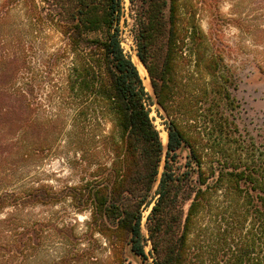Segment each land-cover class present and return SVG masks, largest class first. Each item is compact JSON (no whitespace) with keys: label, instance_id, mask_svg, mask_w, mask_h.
<instances>
[{"label":"trees","instance_id":"1","mask_svg":"<svg viewBox=\"0 0 264 264\" xmlns=\"http://www.w3.org/2000/svg\"><path fill=\"white\" fill-rule=\"evenodd\" d=\"M222 18L211 13L204 31L192 0L0 1V216L11 210L0 218V264H129L128 255L264 264V135L238 122V77L217 43ZM228 22L264 48V2ZM126 28L153 98L122 46ZM50 32L61 45L39 56ZM62 142L78 164L108 161L87 162L88 178L59 191L2 186L7 160L45 157ZM66 199L89 214L82 230L75 219L24 216Z\"/></svg>","mask_w":264,"mask_h":264},{"label":"rangeland","instance_id":"2","mask_svg":"<svg viewBox=\"0 0 264 264\" xmlns=\"http://www.w3.org/2000/svg\"><path fill=\"white\" fill-rule=\"evenodd\" d=\"M262 2H264V0H192L194 10L197 13V17L204 31H209L208 22L211 13L218 12L223 16V18L219 20V23L223 25L215 27L218 34L217 43L218 46L224 49L228 62L231 64L238 77L236 90L232 92L238 104V122L245 131L256 137L264 135V73L255 69V66H257L256 62H258L255 58L261 59L263 57L264 48L262 44L254 45V43L250 41L248 35L230 24L228 20L236 17L245 21L251 14H258L261 12ZM124 3L127 7L128 0H124ZM123 30L122 46L131 58L133 55H136L135 46L129 35L128 29L126 28ZM60 45L58 35L50 32L47 39L44 41V45L36 52L39 56H43V54L51 52ZM148 82L150 84L149 78ZM144 87H146V92L153 98L151 85L150 90L147 86ZM42 91H44L42 92L44 95L45 90ZM43 105L45 107L48 104L44 102ZM149 109L150 117L157 130L160 133L165 131V126L162 123L163 120L157 112V105L149 106ZM111 127V123L108 122L105 124L104 130L109 131ZM166 145L167 143L163 144L164 147H166ZM53 149L51 155L40 158L35 156L28 159L26 162L15 164L14 167L9 163L12 159L10 158L7 160V163L3 164L2 170L6 171L10 169L8 174L10 176L3 181L2 186L8 184L9 186H23L33 183L35 185L48 186L55 191H59L64 187L77 183L81 176L82 178H88V174L93 171V167L88 165L87 162L95 163L108 161V158L104 154H101L100 158H89L85 164H78L74 150L68 142H62L59 147L57 143H55ZM183 155L184 153H182V156ZM160 171H162V167ZM10 212L11 210L8 209L4 211L2 215H6V213ZM148 213L149 211L144 212L143 224ZM24 216L32 220L48 222L51 225L57 224V222L58 224L61 222L72 223L75 219L77 220V224H79V230H82L84 222L88 220L89 214H75L69 200L66 199L62 200L57 205H39L28 208L24 211ZM143 231L145 232L144 229ZM149 250V246L145 248L146 253H148ZM127 258L129 264H143L142 260L136 256L128 255ZM148 261H152L149 255Z\"/></svg>","mask_w":264,"mask_h":264},{"label":"bare ground","instance_id":"3","mask_svg":"<svg viewBox=\"0 0 264 264\" xmlns=\"http://www.w3.org/2000/svg\"><path fill=\"white\" fill-rule=\"evenodd\" d=\"M131 59L134 62V64L136 65V67H137V69L139 71V74H140V76L142 78L144 86H147V88H149V90H150V84L148 82L147 72H146L145 68L142 66V64L140 63V61L138 60L136 55H133L131 57ZM161 127H162V125H161ZM158 128H159V126H158ZM160 137L162 139L163 144H166L167 143V133L165 131H162L160 133Z\"/></svg>","mask_w":264,"mask_h":264},{"label":"water","instance_id":"4","mask_svg":"<svg viewBox=\"0 0 264 264\" xmlns=\"http://www.w3.org/2000/svg\"><path fill=\"white\" fill-rule=\"evenodd\" d=\"M151 209V208H150Z\"/></svg>","mask_w":264,"mask_h":264}]
</instances>
